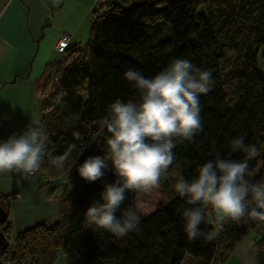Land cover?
I'll return each mask as SVG.
<instances>
[{"label": "trees", "instance_id": "16d2710c", "mask_svg": "<svg viewBox=\"0 0 264 264\" xmlns=\"http://www.w3.org/2000/svg\"><path fill=\"white\" fill-rule=\"evenodd\" d=\"M174 58L211 69L214 83L200 96L203 130L191 141L177 142L160 190L169 191L172 173L176 181H191L197 168L217 153L243 159L229 144L239 135L260 151L249 162L251 181H264V0H99L86 43L81 48L67 45L59 61L47 67L55 69L62 94L58 98L53 87L47 92L37 121L48 133V151L60 155L69 143L77 144L64 169L52 167L45 156L35 174L44 179L41 189L48 190V197L61 185L57 221L16 235L12 248L1 254L3 263L56 264L59 252L63 264H181L187 253L197 255L200 264H225L252 232L260 235L257 246L264 249V222L228 221L211 242L203 237L189 241L182 218L188 206L177 199L158 204L141 217L136 231L121 238L86 221L84 213L116 175L110 165L102 180L88 182L76 169L89 156L108 154L110 134L100 121L109 104L117 99L139 101L123 74L132 68L153 77ZM74 132L79 140L74 141ZM135 197V192L128 193L122 210H134ZM4 204L7 219L0 230L8 240ZM213 222L209 225L205 219L200 227L207 232Z\"/></svg>", "mask_w": 264, "mask_h": 264}, {"label": "clouds", "instance_id": "9594fccd", "mask_svg": "<svg viewBox=\"0 0 264 264\" xmlns=\"http://www.w3.org/2000/svg\"><path fill=\"white\" fill-rule=\"evenodd\" d=\"M124 78L136 90L139 101L117 99L109 104L107 115L100 121L106 129L108 154L87 157L76 169L88 182L102 180L105 171H114L116 179L104 183L100 199L84 213L90 225L110 232L117 238L137 230L141 217L132 208L122 210L128 193H150L167 179L175 160L177 142L191 141L203 130L200 96L213 86L211 69H202L188 59L174 58L153 77L128 69ZM74 141L80 134L74 132ZM46 129L31 120L25 129L13 132L0 141V173L15 172L22 179H31L41 169L45 156L57 170L65 168L76 143H69L60 155H51ZM233 153L243 159L223 158L217 153L197 168L191 180L177 179L175 192L189 207L182 212L183 230L189 241L203 237L211 242L223 231L226 222H264V181L253 183L249 162L259 154V148L246 143L243 135L229 142ZM206 208L215 218L211 230L205 232ZM120 213L118 216L117 213Z\"/></svg>", "mask_w": 264, "mask_h": 264}, {"label": "crops", "instance_id": "0c3cea01", "mask_svg": "<svg viewBox=\"0 0 264 264\" xmlns=\"http://www.w3.org/2000/svg\"><path fill=\"white\" fill-rule=\"evenodd\" d=\"M98 1L0 0V141L13 132L20 134L43 114L44 96L57 88L55 69L47 71L59 61L55 46L64 34L70 35L68 48L86 43ZM44 183L35 175L22 179L15 172L0 173V196L5 198L13 239L38 224L57 221L59 193L48 197V190L41 189ZM15 194L20 198L14 199ZM243 242L225 264H260L242 253Z\"/></svg>", "mask_w": 264, "mask_h": 264}, {"label": "rangeland", "instance_id": "374dc122", "mask_svg": "<svg viewBox=\"0 0 264 264\" xmlns=\"http://www.w3.org/2000/svg\"><path fill=\"white\" fill-rule=\"evenodd\" d=\"M55 51H57L56 46H55ZM62 53H63V51L59 52V53L56 52L58 59L61 57ZM52 80H54L57 83L56 76H52ZM56 91H57V88L55 90V93H56ZM109 166H110V162H109ZM107 171L108 170L105 171V174ZM172 178H173V180H171L170 189L166 193L162 192L160 190V188H157L150 193H136V197H135V201H134V210L138 213V215L140 217H145V216L151 214L155 210V207L158 204L165 203L168 199H177L181 204L189 207V205H187L186 200L184 198H181L175 192L174 185L176 183V177H175L174 173H172ZM59 189H61L60 184L55 189L54 195H57L60 192ZM214 218H215V213L213 212V210L210 212V210L207 208L206 209V217H205L207 223L209 225H211V220H214ZM259 238H260V235L258 233H256V232L250 233L244 239V242L242 243V246H243L242 253L243 254L249 253V255H250L249 257L251 259H253L252 257H254V261L259 262L260 264H264V256L261 252L262 248L259 250L258 246H257V241ZM7 243H8V249L12 248V246H13V237L12 236L8 239ZM252 254H254V255H252ZM63 262H64V258L58 252L56 264H63ZM181 264H200L199 257L197 255L187 253L184 256Z\"/></svg>", "mask_w": 264, "mask_h": 264}, {"label": "water", "instance_id": "95a60500", "mask_svg": "<svg viewBox=\"0 0 264 264\" xmlns=\"http://www.w3.org/2000/svg\"><path fill=\"white\" fill-rule=\"evenodd\" d=\"M6 219H7V210H6L4 202L0 200V225L4 224ZM7 241L8 240L5 238V236L3 235V233L0 230V257H1V254L8 247ZM0 264H5L1 261V258H0Z\"/></svg>", "mask_w": 264, "mask_h": 264}, {"label": "built area", "instance_id": "2783aa9c", "mask_svg": "<svg viewBox=\"0 0 264 264\" xmlns=\"http://www.w3.org/2000/svg\"><path fill=\"white\" fill-rule=\"evenodd\" d=\"M69 40H70V35L69 34H64L60 38V40L57 42V44H56V50H57L56 52L59 53V52L64 51L66 49L68 43H69ZM56 95H57L58 98L62 96V94H61V92L59 90L56 91ZM13 198L14 199H19L20 196L18 194H15L13 196ZM261 252L264 255V249H261Z\"/></svg>", "mask_w": 264, "mask_h": 264}]
</instances>
